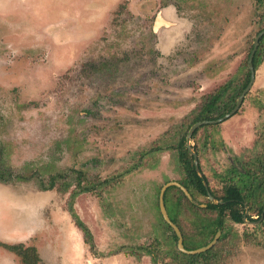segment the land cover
Wrapping results in <instances>:
<instances>
[{
  "label": "rangeland",
  "instance_id": "rangeland-1",
  "mask_svg": "<svg viewBox=\"0 0 264 264\" xmlns=\"http://www.w3.org/2000/svg\"><path fill=\"white\" fill-rule=\"evenodd\" d=\"M262 14L252 0H0V243L34 246L30 264H151L140 249L159 243L169 264L160 189L182 178L176 146L206 97L226 85L218 105L233 99ZM190 146L217 196L230 166L263 176L264 63L236 114ZM62 172L105 182L100 197L40 191ZM245 210L219 264H264V216ZM27 231L38 240H13ZM0 264L23 263L0 247Z\"/></svg>",
  "mask_w": 264,
  "mask_h": 264
},
{
  "label": "trees",
  "instance_id": "trees-1",
  "mask_svg": "<svg viewBox=\"0 0 264 264\" xmlns=\"http://www.w3.org/2000/svg\"><path fill=\"white\" fill-rule=\"evenodd\" d=\"M252 1L255 2L256 6L263 8L261 19L264 20V0ZM263 29L264 26L259 27L256 35ZM163 40L166 42L169 41L167 35L163 38ZM252 47L253 44L249 48L245 62L240 67V69L244 68L245 70L244 79L238 88H234L233 93L231 94L233 99L224 103L223 108H220L218 103L220 102L222 94L225 93L223 88L226 85L222 86L218 92L210 94L206 97L200 111L192 121V125L199 121L217 120L228 114L233 109L235 100H237L249 82L250 72L247 68V61ZM263 61L264 35L259 39L257 49L253 56V70L257 71ZM230 101L233 103L231 104ZM229 104L230 106H228ZM199 129L193 133L191 139L196 137ZM176 147L178 150V158L180 159L182 165V178L178 181V183L187 190L192 198V201H197L199 204L205 205V207L201 208L199 204L197 205L190 202L176 187L167 188L164 193L163 203L169 220L179 229L182 236L183 247L189 251L207 245L213 239L218 230H220L221 234L216 244L208 251L197 255H185L179 252L176 248L174 242L176 241V237L174 233L159 215L160 224L169 233L170 245L172 246L170 249L168 248L166 250L165 257L162 258V260L167 259L169 264H219L224 261L223 248L225 244H229L232 237V234H228V220L233 224L242 225L246 205L250 210H252L253 207H256L259 215L258 219H260L262 215V210L264 208V202L261 204L262 197L264 196V171L263 176L259 178L255 173H250L249 170L244 167L242 168L243 171L240 172L237 168L230 166L227 170V175L225 177L221 176V178L228 179L232 185L224 190L222 196L220 197L210 190L206 176L202 174V177H199L195 171L192 157L188 154L185 147V136L181 137V140ZM196 155H198V153H196ZM260 164L262 165V168H264V155L262 156ZM198 166L199 171L201 172V165L199 161ZM82 175L83 174L79 172L74 175L62 172L56 174L55 176H50L48 181L41 186L40 191H51L56 189L62 193H67L70 189H72L71 194L69 195L71 202L80 194H96L97 197H100L98 196L99 192H96V189L101 188L105 182H88L82 177ZM16 180L25 181L27 179L25 176H19L16 177ZM7 181H10L8 174L0 171V182L6 183ZM203 181L208 185L210 195L215 201H218V203L214 204L208 200L202 183ZM172 190L177 191L175 198L170 196V191ZM69 212L74 225L82 234L84 243L88 244L90 249H93L94 246L89 229L81 222V220L78 219L70 207ZM158 246L159 243H154L147 248L140 249L144 251L145 256L150 258L151 264H157L159 259L156 252L159 248ZM0 247L18 256L23 264H30L31 261L35 259L32 256L36 254L34 247H27L23 244L7 245L3 243H0ZM34 262L36 263V260Z\"/></svg>",
  "mask_w": 264,
  "mask_h": 264
},
{
  "label": "water",
  "instance_id": "water-1",
  "mask_svg": "<svg viewBox=\"0 0 264 264\" xmlns=\"http://www.w3.org/2000/svg\"><path fill=\"white\" fill-rule=\"evenodd\" d=\"M157 23H158V20H156L155 26H156ZM263 35H264V29L262 31H260L255 36V38L253 40V47H252V50H251V52L249 54L248 61H247L248 70L250 72L249 82H248L247 86L245 87V89L241 92V94L237 98L236 103H235L233 109L228 114L224 115L223 117H221V118H219L217 120H214V121H199V122H196L188 130V133H187V136H186V140H185V145H186V149H187L189 155L192 157L194 169L197 172V174H198L199 177H202V176H201V174L199 172L197 155H196L195 152H193V150H192V148L190 146L191 137H192L193 133L198 128H200L201 126L208 125V124L222 123L223 121L229 119L234 114H236V112L238 111L239 107L241 106V104L243 102V99H244L245 95L251 89V87L253 86V83L255 81V78H254V70H253V67H252V60H253L254 53H255V51L257 49L259 39ZM202 183H203L204 189L206 191L208 200L211 203H214V204L218 203V201H215L214 198L210 195L209 190H208V185L204 181ZM169 187H177V188H179L182 191V193L184 194V196L190 202H192L194 204H196V203L194 201H192V198L189 195V193L187 192V190L183 186H181L180 184H178L176 182L167 183L164 186H162V188L160 189L159 196H158L159 212H160V215H161L163 221L171 228L172 232L174 233V235L176 237V248L178 249L179 252H181V253H183L185 255H197V254L204 253V252L208 251L209 249H211L216 244L217 240L219 239L220 234H221L220 230H218L216 232V234L214 235L213 239L207 245H205L203 247H200L198 249H195V250H190V251L184 249L181 233H180L179 229L169 220L168 215H167L166 210H165V207H164V203H163L164 193H165L166 189L169 188ZM201 207L204 208L205 205H201ZM247 213H248V211L245 210L244 217L247 215ZM263 214H264V208L262 210V215H261V218L260 219H262Z\"/></svg>",
  "mask_w": 264,
  "mask_h": 264
},
{
  "label": "crops",
  "instance_id": "crops-1",
  "mask_svg": "<svg viewBox=\"0 0 264 264\" xmlns=\"http://www.w3.org/2000/svg\"><path fill=\"white\" fill-rule=\"evenodd\" d=\"M263 63H264V62H263ZM263 63H262V65H261L260 67L263 66ZM260 67H259V68H260ZM259 68H258V70H259ZM22 198H25V199L22 200V202H26V201L29 200V198H28L27 196H23V195L20 196V199H22ZM26 198H27V199H26ZM29 201H30V200H29ZM35 203L40 204L41 206H39V207H43L42 204H41V202H35ZM31 205H32V204H31ZM37 232H38V230H37ZM37 232H32V233H30L29 231H27L26 233L18 234L19 236L14 237L13 240L16 239L17 243H24V244H26L28 241H29V242H30V241H34L35 239L38 240L39 237H36V236H35ZM38 233H41V232H38ZM29 234L32 235V237H30ZM28 236H29V237H28ZM10 239H12V238H10ZM1 240H3V239H1ZM3 241H4V240H3ZM6 241H7V240H6ZM32 247H34V246H32ZM34 248H35V247H34ZM47 248H48V247H47ZM35 249H36V248H35ZM6 256H7V255L5 254V257H6ZM8 257H9V256H7V259H8Z\"/></svg>",
  "mask_w": 264,
  "mask_h": 264
},
{
  "label": "flooded vegetation",
  "instance_id": "flooded-vegetation-1",
  "mask_svg": "<svg viewBox=\"0 0 264 264\" xmlns=\"http://www.w3.org/2000/svg\"><path fill=\"white\" fill-rule=\"evenodd\" d=\"M168 16H169V14H168ZM158 23L160 24L161 22L160 21H158ZM164 24V23H163ZM169 26H171V24L169 25ZM257 71H254V78H255V73H256Z\"/></svg>",
  "mask_w": 264,
  "mask_h": 264
},
{
  "label": "bare ground",
  "instance_id": "bare-ground-1",
  "mask_svg": "<svg viewBox=\"0 0 264 264\" xmlns=\"http://www.w3.org/2000/svg\"><path fill=\"white\" fill-rule=\"evenodd\" d=\"M166 12H167V11H164V13H163V14H164V17H166V16H165V13H166ZM168 12H169V10H168ZM157 24H159V23H157ZM164 24H165V22H164ZM166 25H167V23H166Z\"/></svg>",
  "mask_w": 264,
  "mask_h": 264
}]
</instances>
